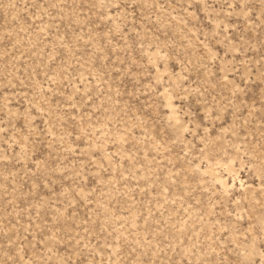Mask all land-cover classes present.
<instances>
[{
  "label": "rangeland",
  "instance_id": "1",
  "mask_svg": "<svg viewBox=\"0 0 264 264\" xmlns=\"http://www.w3.org/2000/svg\"><path fill=\"white\" fill-rule=\"evenodd\" d=\"M0 264H264V0H0Z\"/></svg>",
  "mask_w": 264,
  "mask_h": 264
}]
</instances>
